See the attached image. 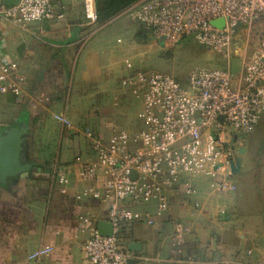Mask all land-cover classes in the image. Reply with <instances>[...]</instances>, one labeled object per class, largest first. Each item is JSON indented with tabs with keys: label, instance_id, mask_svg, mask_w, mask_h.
I'll list each match as a JSON object with an SVG mask.
<instances>
[{
	"label": "crops",
	"instance_id": "0c3cea01",
	"mask_svg": "<svg viewBox=\"0 0 264 264\" xmlns=\"http://www.w3.org/2000/svg\"><path fill=\"white\" fill-rule=\"evenodd\" d=\"M59 9L71 22L69 29L52 20L33 22L28 31L11 33L7 43V26L0 29L5 54L27 78L20 96L0 93V103L14 116L0 126H27L23 162L37 167L6 188L0 185V264H90L84 245L91 226L81 216L104 221L109 204L76 199L74 188L86 184L76 175L74 186L62 192L53 171L76 170L83 157L94 154L89 132L108 141L116 129L126 127L136 102L140 110L138 99L122 84L129 73L124 58L137 51L134 38L124 43L105 31L110 21L97 27L86 18L82 0H66ZM127 26L134 37L141 28L130 19ZM57 113L74 127L56 121ZM241 151V172L232 178L235 192L219 193L199 178L193 181L196 195H187L183 186L168 192L170 207L163 215H156L155 202L134 206L144 219L125 223L122 231L126 245L141 244L130 264H241L250 258L249 250L253 260L264 262V175L258 177L249 149ZM177 223L189 228L180 246L173 241ZM45 246L54 250L30 259Z\"/></svg>",
	"mask_w": 264,
	"mask_h": 264
},
{
	"label": "built area",
	"instance_id": "2783aa9c",
	"mask_svg": "<svg viewBox=\"0 0 264 264\" xmlns=\"http://www.w3.org/2000/svg\"><path fill=\"white\" fill-rule=\"evenodd\" d=\"M64 1L20 0L8 5L0 0V29L4 23L26 28L43 20L69 29L71 22L59 9ZM82 2L86 18L99 22L97 0ZM121 16L140 23L158 41L164 38L166 45L194 36L203 45L228 48L247 25L259 24L261 34L238 80L227 70L199 69L183 82L165 72L139 68L133 55L124 58L129 73L122 84L140 103L139 125L116 129L108 141L89 132L94 154L83 157L76 170L53 171L62 192L74 186L76 175L78 182L86 183L74 188L76 199L109 204L111 236L99 233L97 218L81 216L91 226L84 245L90 264H130L138 257L122 234L125 223L144 219L134 206L155 202L156 215H163L170 207L168 192L183 186L187 195H196L193 181L199 178L209 180L219 193L235 192L232 163L238 157L239 135L253 132L264 114V0H137L112 19ZM217 20H223V26L214 24ZM26 79L0 43V93L20 96ZM54 118L74 127L65 114ZM147 222L154 223L152 218ZM188 233L187 226L177 223L175 245L185 243ZM53 250L45 246L29 257L38 260ZM247 254L250 258L241 264H264L252 259L253 250Z\"/></svg>",
	"mask_w": 264,
	"mask_h": 264
},
{
	"label": "rangeland",
	"instance_id": "374dc122",
	"mask_svg": "<svg viewBox=\"0 0 264 264\" xmlns=\"http://www.w3.org/2000/svg\"><path fill=\"white\" fill-rule=\"evenodd\" d=\"M133 19L121 16L110 20L105 31L121 37L124 43L133 41L136 52L133 53L136 65L145 70H155L165 72L186 82L189 75L199 69H221L230 71L235 75L236 80L240 78L243 70V63L258 46L261 29L259 24L247 25L239 29L234 42L228 48H215L201 44L194 36H187L180 41L165 45L164 40H157L149 32L143 30V26L138 29L137 34L127 31V20ZM105 23V22H104ZM97 27L103 26V22L94 23ZM4 38L7 41L15 31H28L29 27L22 28L9 23L2 24ZM17 28V29H16ZM19 29V30H18ZM128 32V33H127ZM138 104L136 102L133 115L126 122L127 127L131 124H139L137 116ZM14 116H9L6 104L0 103V122L11 123ZM2 127H7L6 125ZM240 141L237 143V154L240 150L249 149V160L255 162L258 177L264 175V114L256 129L247 134L239 135Z\"/></svg>",
	"mask_w": 264,
	"mask_h": 264
},
{
	"label": "water",
	"instance_id": "95a60500",
	"mask_svg": "<svg viewBox=\"0 0 264 264\" xmlns=\"http://www.w3.org/2000/svg\"><path fill=\"white\" fill-rule=\"evenodd\" d=\"M8 5H17L20 0H4ZM214 24L223 26V20L214 21ZM160 40H164L161 38ZM223 119V117H220ZM27 131V126L21 124L19 126H0V185L8 187L13 178H25L29 175L30 171L37 170V167L31 162H23L24 156V134ZM242 153V151H241ZM242 158L238 156L232 163L234 174L241 172ZM137 175L134 174V177ZM114 227L109 221L99 222V233L101 235H113ZM129 249L135 252L141 250L139 242H132L129 244ZM131 262V261H130Z\"/></svg>",
	"mask_w": 264,
	"mask_h": 264
},
{
	"label": "trees",
	"instance_id": "16d2710c",
	"mask_svg": "<svg viewBox=\"0 0 264 264\" xmlns=\"http://www.w3.org/2000/svg\"><path fill=\"white\" fill-rule=\"evenodd\" d=\"M137 0H97L99 22H106ZM144 31L149 32L142 27Z\"/></svg>",
	"mask_w": 264,
	"mask_h": 264
}]
</instances>
